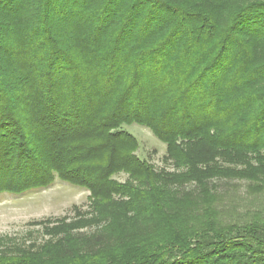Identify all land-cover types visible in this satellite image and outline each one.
<instances>
[{"label":"trees","instance_id":"obj_1","mask_svg":"<svg viewBox=\"0 0 264 264\" xmlns=\"http://www.w3.org/2000/svg\"><path fill=\"white\" fill-rule=\"evenodd\" d=\"M132 124L189 169L138 156ZM212 172L264 181V0H0V194L60 179L102 225L92 246L58 222L0 264H264V219L179 193Z\"/></svg>","mask_w":264,"mask_h":264},{"label":"rangeland","instance_id":"obj_2","mask_svg":"<svg viewBox=\"0 0 264 264\" xmlns=\"http://www.w3.org/2000/svg\"><path fill=\"white\" fill-rule=\"evenodd\" d=\"M125 128L139 140L137 155L151 163L156 170L186 172L189 169H178L173 160L165 158L166 143L157 138L149 128L139 124L126 125ZM215 160L218 165L226 166L223 158ZM213 164H200L199 167L213 170ZM126 177L124 173L115 176L121 182ZM178 190L182 195L190 194V206L199 215H218L222 221L229 223H245L253 218L264 219V181L212 172L188 179ZM91 195L90 190L60 179L46 188L22 194H0V246L14 242L40 244L51 237H57L49 234V228L61 221L77 226L75 233L95 235V240L91 239L86 243L94 246L98 242L97 234L102 230V225L96 224L100 221H93L97 215L94 214ZM197 203H200L202 211L196 209Z\"/></svg>","mask_w":264,"mask_h":264}]
</instances>
